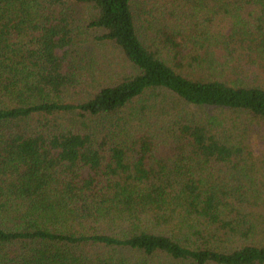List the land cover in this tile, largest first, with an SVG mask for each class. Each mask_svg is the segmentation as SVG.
<instances>
[{
  "label": "trees",
  "instance_id": "16d2710c",
  "mask_svg": "<svg viewBox=\"0 0 264 264\" xmlns=\"http://www.w3.org/2000/svg\"><path fill=\"white\" fill-rule=\"evenodd\" d=\"M77 11L130 72L96 79ZM261 59L264 0H0V264H264L228 117L264 129Z\"/></svg>",
  "mask_w": 264,
  "mask_h": 264
},
{
  "label": "rangeland",
  "instance_id": "374dc122",
  "mask_svg": "<svg viewBox=\"0 0 264 264\" xmlns=\"http://www.w3.org/2000/svg\"><path fill=\"white\" fill-rule=\"evenodd\" d=\"M82 11L76 12V20L77 28L80 30L84 38V53L89 54L86 56L87 60L90 61L91 67L94 66V74L96 79L102 83L105 82L107 79H111L113 77H119L125 73L131 71L129 67L126 65L122 54L116 49L112 44L107 42H100L97 37L100 35V32L90 30L86 28L85 22H82ZM260 65H264V60L261 59L259 61ZM263 63V65H262ZM260 81L258 83L264 85V71H260ZM159 106H163V104H158ZM157 110V107H156ZM162 110H157L155 115H159L158 112ZM228 117L231 120V117L235 118V126L237 129L243 128L244 125L248 123L249 125V132H247V138L251 149L253 152V161L255 163V173L258 176L259 180L264 183V129L261 125V122L257 120H250L244 113H231ZM224 116V115H222ZM232 121V120H231ZM236 129V130H237ZM257 223L260 227H264V208L262 211H259V215L256 217ZM253 229V228H252ZM255 230V229H254ZM254 236V233H253ZM256 240L258 244H264V233L258 232L256 236L253 238Z\"/></svg>",
  "mask_w": 264,
  "mask_h": 264
}]
</instances>
